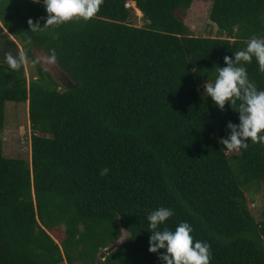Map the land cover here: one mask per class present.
<instances>
[{
    "label": "trees",
    "instance_id": "trees-1",
    "mask_svg": "<svg viewBox=\"0 0 264 264\" xmlns=\"http://www.w3.org/2000/svg\"><path fill=\"white\" fill-rule=\"evenodd\" d=\"M193 1L104 0L88 21L32 32L30 18L46 23L43 0H0V264H165L166 249L149 251L160 207L175 213L160 230L190 223L210 264H264V212L245 190L264 182V144L228 152L219 141L240 113L201 88L264 37V0H211L220 36H196L178 16ZM35 45L55 49L78 85L38 62L32 79L6 64L9 51L34 59ZM241 66L264 90L255 57ZM7 101L28 103L31 161L4 153Z\"/></svg>",
    "mask_w": 264,
    "mask_h": 264
},
{
    "label": "clouds",
    "instance_id": "clouds-1",
    "mask_svg": "<svg viewBox=\"0 0 264 264\" xmlns=\"http://www.w3.org/2000/svg\"><path fill=\"white\" fill-rule=\"evenodd\" d=\"M34 2L40 3L41 0ZM103 3L104 0H43L48 13L46 23L41 26L38 20L30 18L28 24L32 32H41L73 20L88 21L99 13ZM56 55V50L52 49L50 60L55 61ZM254 57L259 64V71L264 73V37H251L245 49L235 52L234 60L225 56L227 66L219 67L215 81L208 80L205 84V93L212 97L222 111L226 110L225 105L230 101L233 110L240 113V123L229 121L227 127L231 130L230 134L219 141L228 152L247 149L249 139L252 143L264 144V134H261L264 133V90H259L249 80L247 69L241 66L242 62L251 63ZM5 59L14 71L27 69L30 62L37 63L35 60L29 61L24 50H20L17 55L9 51L5 53ZM174 214V210L167 207L149 213L148 228L152 232L149 251L158 253L160 249H166L159 255L165 264H210L211 245L194 239V229L190 223L181 222L175 231L167 227L160 230V226Z\"/></svg>",
    "mask_w": 264,
    "mask_h": 264
},
{
    "label": "rangeland",
    "instance_id": "rangeland-1",
    "mask_svg": "<svg viewBox=\"0 0 264 264\" xmlns=\"http://www.w3.org/2000/svg\"><path fill=\"white\" fill-rule=\"evenodd\" d=\"M211 0H194L187 10H178V16L191 28L196 36H220L218 28L210 19ZM132 20L136 25H144V19L138 18L132 12ZM0 37V47L2 42ZM35 58L29 61H37L65 87L70 80L69 76L61 69L56 59L50 60V55L38 46H33ZM37 63L31 62L27 66V76L29 79L38 75ZM201 87V86H200ZM205 90V86L201 87ZM4 140V153L7 157H20L31 161L32 157V130L30 127L28 103L26 102H6V125L2 132ZM249 195V206L255 217L260 220L264 212V182L259 186H250L245 189ZM130 234L122 229V236L116 243H124ZM63 264H67L64 262Z\"/></svg>",
    "mask_w": 264,
    "mask_h": 264
},
{
    "label": "water",
    "instance_id": "water-1",
    "mask_svg": "<svg viewBox=\"0 0 264 264\" xmlns=\"http://www.w3.org/2000/svg\"><path fill=\"white\" fill-rule=\"evenodd\" d=\"M78 84H74L73 82H72V80L70 79L69 81H68V83H67V86L69 87V88H73V87H75V86H77Z\"/></svg>",
    "mask_w": 264,
    "mask_h": 264
},
{
    "label": "crops",
    "instance_id": "crops-1",
    "mask_svg": "<svg viewBox=\"0 0 264 264\" xmlns=\"http://www.w3.org/2000/svg\"><path fill=\"white\" fill-rule=\"evenodd\" d=\"M41 65V64H40Z\"/></svg>",
    "mask_w": 264,
    "mask_h": 264
}]
</instances>
